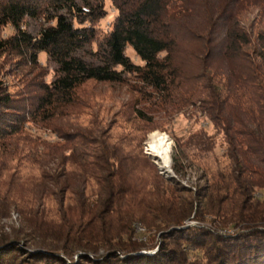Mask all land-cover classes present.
I'll return each mask as SVG.
<instances>
[{
  "label": "trees",
  "instance_id": "16d2710c",
  "mask_svg": "<svg viewBox=\"0 0 264 264\" xmlns=\"http://www.w3.org/2000/svg\"><path fill=\"white\" fill-rule=\"evenodd\" d=\"M76 1L0 0V57L12 53L36 63L43 52L65 70L54 83L39 86L32 104L0 83V177L14 172L0 188V219L16 207L27 225V233L0 238V264H264V198L254 197L264 191V29L253 36L237 15L226 11L200 21L178 18L188 10L185 0H111L118 16L99 38L96 23L104 17V5L80 0L84 6L78 7ZM51 8L67 9L69 18L56 16L55 25L37 37L22 28L26 18H40ZM6 26L15 33L3 39ZM181 36L200 46L195 55L200 68L192 76L178 63ZM94 43L97 51L90 54L98 64L77 57ZM128 48L143 66L130 60ZM123 75L150 89L153 94L146 100L154 99L158 108L200 103V111L224 135L229 165L193 198L182 199V193L190 192L179 188L180 196L167 201L157 183L147 191L116 147L99 143L91 162L76 133L70 135L69 147L52 146L44 154L26 134L27 123H53L86 82L124 84L128 80ZM136 114L147 121L144 110L138 108ZM185 144L203 154L215 149L205 131L177 148ZM183 156L182 151L174 156L178 173L184 170ZM25 160L43 167L52 162L55 173L64 170L60 189L71 192L74 204L58 198L51 187L61 182L45 171L30 196L16 192V175ZM88 180L100 186L92 201L83 193ZM49 197L57 208L46 206ZM29 204L32 208L24 209ZM156 211L162 215L157 227L161 244L155 254H142L145 245L134 240L133 226L139 221L154 229L156 220L149 217ZM208 216L214 218L209 227ZM189 220L199 225L186 226ZM228 229L233 232L225 233ZM21 237H29L36 251L22 248Z\"/></svg>",
  "mask_w": 264,
  "mask_h": 264
},
{
  "label": "rangeland",
  "instance_id": "374dc122",
  "mask_svg": "<svg viewBox=\"0 0 264 264\" xmlns=\"http://www.w3.org/2000/svg\"><path fill=\"white\" fill-rule=\"evenodd\" d=\"M90 2L94 5H104V17L96 23L98 36L101 38L110 31L118 16V10L111 0H90ZM185 2L188 10L178 18L184 17L187 20L200 21L209 14H222L226 11L237 15L241 20L242 27L253 36L264 29V0H185ZM76 5L83 7L84 3L78 0ZM56 16L69 18L68 10L51 8L45 13V16L35 19L26 18L22 28L33 37H37L43 28L55 25L56 21L52 19ZM14 33L15 30L11 26L1 29L3 39L9 38ZM179 41L178 63L186 76L195 75L200 68V61L195 56L200 51V46H197L186 36H181ZM90 51H97L96 43L87 47L85 52H78L77 57L88 64H98ZM126 54L134 64L144 65L131 48L127 49ZM37 55L36 63H30L28 58L21 59L12 53H6L0 57V83L12 94L21 97L25 103L29 104H32V97L38 92L41 84H52L58 77L65 74L63 67L51 60L46 53L41 52ZM123 77L128 80L127 83L86 82L76 90L75 102L63 109L53 123H27L26 134L39 144L41 152L44 154L52 146L69 147L71 144L69 142L70 135L76 133L80 137V143L86 144L88 147L85 151L88 156L86 159L91 162L95 160L94 156L99 148V143L116 147L125 158L127 157V167L135 169L134 178L137 183L145 186L147 191L151 192L152 187L157 183L165 191L162 198L167 201H175L180 196L179 188L190 192L182 193V199L193 198L200 188L216 181L214 178L229 165V159L225 154L227 145L224 135L200 111V103L196 105L198 109L182 103L172 107L158 108L154 105V99L146 100L153 94L150 89H145L134 77L128 75H123ZM141 90L144 93H141ZM138 108L144 110L147 121L137 116ZM200 131H205L209 136H212L215 142V149L212 153L203 154L194 146L186 144L181 150L179 147L177 148L178 143H186L191 135ZM155 134L164 135L170 140L169 168L152 152L151 142ZM68 151L65 152V155L69 154ZM178 151L184 153L180 161L184 168L182 173L175 170L174 156ZM58 162L60 163V161ZM9 165L10 168H15L16 163ZM43 165L45 166L32 165L26 160L23 161L16 175L15 191L26 197L30 196L33 184L36 185L41 180L42 173L45 171L61 182L59 186L51 187L58 194V198L64 197L65 205L74 204L75 198L71 192L68 191L64 194L61 190V187L64 186V170L55 173L51 169L52 162L50 165L47 162ZM64 167L68 172L72 170L68 164H64ZM13 173V171L1 173L0 188L4 179ZM87 182L86 187L81 185L80 188L85 187L86 189H83L85 196L91 201L95 200L100 186L94 180ZM254 197L263 199L264 191L256 192ZM30 205H25L24 209H31ZM56 205L53 197L46 200L48 208L55 209ZM20 210L13 207L8 216L0 219V238L4 236L11 238L15 231L20 230L27 233L25 217ZM142 210L139 209L140 214ZM157 212L159 211L149 217L151 221L152 217L156 220L154 229H148L145 224L139 221L133 226L134 240L145 245L142 254H155L161 244L162 234L157 231V227L161 226L162 218L160 217L162 215ZM213 220L214 218L211 216L206 217L205 226H212L210 221ZM185 224L186 226L199 225L194 220L186 221ZM224 232L231 234L233 230L228 229ZM21 240H23L22 248L29 252L36 251V245L29 237ZM100 254H103V251Z\"/></svg>",
  "mask_w": 264,
  "mask_h": 264
},
{
  "label": "bare ground",
  "instance_id": "6f19581e",
  "mask_svg": "<svg viewBox=\"0 0 264 264\" xmlns=\"http://www.w3.org/2000/svg\"><path fill=\"white\" fill-rule=\"evenodd\" d=\"M151 145L153 148V154L169 168L171 145L170 140L164 135L155 134L152 138Z\"/></svg>",
  "mask_w": 264,
  "mask_h": 264
}]
</instances>
